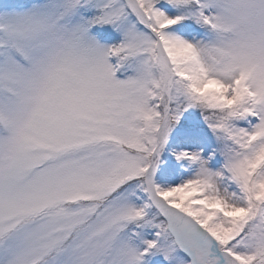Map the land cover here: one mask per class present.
<instances>
[{"label": "snow or ice", "instance_id": "obj_1", "mask_svg": "<svg viewBox=\"0 0 264 264\" xmlns=\"http://www.w3.org/2000/svg\"><path fill=\"white\" fill-rule=\"evenodd\" d=\"M0 264H264V0H0Z\"/></svg>", "mask_w": 264, "mask_h": 264}]
</instances>
